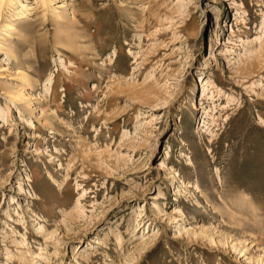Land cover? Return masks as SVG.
Masks as SVG:
<instances>
[{"label":"rangeland","instance_id":"obj_1","mask_svg":"<svg viewBox=\"0 0 264 264\" xmlns=\"http://www.w3.org/2000/svg\"><path fill=\"white\" fill-rule=\"evenodd\" d=\"M50 4L0 0V264H264V0Z\"/></svg>","mask_w":264,"mask_h":264},{"label":"bare ground","instance_id":"obj_2","mask_svg":"<svg viewBox=\"0 0 264 264\" xmlns=\"http://www.w3.org/2000/svg\"><path fill=\"white\" fill-rule=\"evenodd\" d=\"M2 1H4V0H2ZM19 1L21 2V0H19ZM51 2H52V0H42V3H43L44 6L49 5ZM50 5H51V4H50ZM23 6H25L26 8L28 7V5H24V4H23ZM62 6H63V5H62ZM55 11H56V9H55ZM61 12H62V11H61ZM63 12H64V14L67 12L66 6L64 7ZM17 14H18L19 17H23V16L25 15V12L20 11V12H18ZM15 17H16V16H15ZM60 17H62V15H60ZM9 28H13L14 30L16 29L15 27H13V23H12V24H9ZM203 83H204V84H203L202 94H201V96H202V100L208 98L209 90H210L209 82H208L206 79L203 80ZM47 90H48V88H47ZM28 180H29V181H32L31 176L28 177ZM35 194H36V193H35ZM118 240H119V243H120V244L123 243V237H119ZM16 261L22 263V262L24 261V256H18V259H17Z\"/></svg>","mask_w":264,"mask_h":264}]
</instances>
